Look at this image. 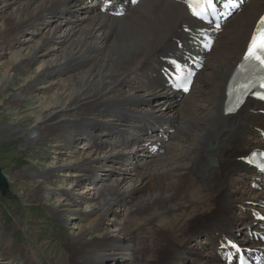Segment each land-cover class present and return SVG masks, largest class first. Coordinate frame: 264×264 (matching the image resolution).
<instances>
[{"label":"bare ground","instance_id":"6f19581e","mask_svg":"<svg viewBox=\"0 0 264 264\" xmlns=\"http://www.w3.org/2000/svg\"><path fill=\"white\" fill-rule=\"evenodd\" d=\"M2 12L7 27L0 32V50L4 46L9 57L7 66L0 69V81L1 87H13L7 108L29 106L26 126L9 124L24 145L39 149L52 137L62 139L68 148L74 138L89 133L95 150L102 151L103 142L111 143L102 142L103 136H119L113 140L111 156L105 158L110 168L127 158L116 151L130 140L126 128L137 134L144 133L146 124L158 131L173 130L167 144L161 146V154L151 156L147 149L142 151L145 157L138 155L147 162L135 166L138 160L131 161L135 179L124 177L126 171L121 173L122 181H127L124 191L117 192L119 179L87 189L93 192L90 208L84 213L74 210L85 225L65 243L70 264H105L107 259L125 254L133 264H210L218 262L216 252L223 238H237L241 233L244 244L250 240L249 227L262 233L260 222L250 215L264 214L259 208L264 204V191L250 196L255 192L250 186L253 177L244 172L241 161L253 149L264 150V107L247 100L237 114L225 117L223 100L229 74L264 17V0H247L238 14L229 17L211 52L204 55V67L190 93L179 99L176 95L162 97L167 100L159 111L155 102L165 94L160 76L163 58L184 53L203 29L178 0H141L119 18L100 13L85 0H1ZM41 25L45 31L40 33ZM28 29L35 34L29 35ZM24 34L27 38L19 40L18 35ZM42 89V95L36 93ZM20 117L15 115V119ZM70 127L72 132H67ZM101 128L106 132L99 131ZM210 141L216 145L213 151L206 148ZM150 158H156L155 162L148 161ZM95 161H78L83 176L98 172H92L97 168ZM52 169L46 166L41 172H29L35 185L33 196L39 202L45 195L41 186L53 183ZM59 199L50 210L63 221L65 210L59 206L71 203L78 207L86 198H71L62 191ZM119 200L123 205L129 202V207L117 223L118 237H110L102 232L104 220L115 213ZM235 206L248 209L250 215L235 217ZM147 209L154 210L152 217L164 210L172 214L183 211L186 216L175 226L172 219L160 221L159 232L150 231L133 242L140 228L137 218ZM194 237L203 239L196 248L187 247ZM1 250L5 248L1 246ZM160 253L165 255L163 259L158 258ZM26 255L20 247L2 264L20 260L29 264Z\"/></svg>","mask_w":264,"mask_h":264},{"label":"rangeland","instance_id":"374dc122","mask_svg":"<svg viewBox=\"0 0 264 264\" xmlns=\"http://www.w3.org/2000/svg\"><path fill=\"white\" fill-rule=\"evenodd\" d=\"M4 16L5 13H0V32L2 33L5 32L4 30L7 27L4 25ZM42 26L43 25L39 28L41 29L40 33L45 31L42 29ZM32 32V29H28L29 35L35 34ZM27 34L18 35V39L23 41L27 38ZM40 36L41 35L38 36V39ZM2 49L3 50H0V69L7 66L9 57V51L4 46ZM46 82L50 83L52 80ZM2 84V81H0V169H2V173L9 186L4 195H0V238L1 246L5 248V250H1L0 252V264L6 262V259L11 258L13 251H16V249L20 247L22 248V252L24 251V253L27 254L26 256H28L27 259L29 260V264H70L68 262L69 252L65 248V243L69 237L76 233L79 226L85 225L82 219L77 218L78 214H74V210L77 208L79 209L77 210L78 213L80 211L84 213L86 208H90L91 202H89V200H91V193L93 192L92 190L87 191V189H91L92 187L99 188L103 184L111 185L119 179L116 185L117 192L124 191L127 187V181H122L121 173L126 171L123 173V175H125L124 177L127 176L130 180L133 178L135 179V167L132 168L133 165H130V163L132 160H138V164L135 165L137 166L140 165V162L145 161L146 158H144V154L146 150L144 153L142 150H136V148L132 146L127 147L128 145H126L121 147L120 150L117 149L116 151L124 152L127 160L121 162L120 165H112V167L109 168L106 166L105 158L112 154L110 149H112L113 140H116L117 137L113 139L108 136H103L102 142L111 141V143L107 146V144L103 142L102 145L104 149L102 151L95 150L92 143L94 138L91 135L88 137L89 133L87 137L79 136L78 138H74L72 144L68 148L65 147L66 144L62 139L57 140L52 137L47 138V141H45L43 145L44 147L42 146V148L39 149L24 145V139L19 136L17 131H12L9 124L20 128L26 126L29 106L21 105L15 109L7 108L5 103L7 99L10 98L9 96L12 93L13 87H9L8 84H4V87H1ZM43 92L44 89L36 93H41L42 95ZM162 102L163 101L160 99L155 102L158 111L163 107L161 104ZM160 113L162 112L160 111ZM15 115H20L21 117L15 119ZM16 122L19 123L16 124ZM74 130L75 129H73V131ZM66 131L72 132V127L66 129ZM99 131H102V133L106 132L103 128ZM126 132L137 134L132 128H126ZM142 140H145V138H142ZM59 154H62V156H59ZM134 155L137 158L134 159V157H132ZM138 155L144 157L141 158L138 157ZM81 158H93L97 160L95 161L97 163L95 164L97 168L94 170L92 169V172L98 170V172L94 174V177H92V175L87 178V174L83 176V169L79 166L80 162H78ZM156 158H150L148 161L155 162ZM46 166L54 168L52 169V176L54 175V179L53 183L41 186V189L44 191L42 192L45 195L42 194L43 200L39 202L35 200L33 196L35 185L34 182H32L33 180H29V172H41ZM31 174L33 175V173ZM92 179L97 180L95 186L94 184L91 185ZM242 189L246 192V189ZM62 191L69 194L71 198L86 199L83 200L78 207H72L71 203L68 206H62V203L58 209L65 210L62 212L63 218L65 219L60 221L52 213L50 207L54 206L57 201H60L59 197ZM112 198L115 197L112 196ZM122 203L123 200H119L114 210L115 213H112L104 220L106 225L103 227L102 232H106L110 237H118L120 233V226H117V223L125 217V211L129 207V202H125L124 205ZM233 208L232 211L236 214L233 215L239 217V209H236V206ZM153 212V209H147L138 216L137 222H139L140 228L135 232L133 242L147 237L150 231L159 232L161 228L159 227L160 221L166 222L172 219L174 220L172 224L175 226L176 223L180 225L184 220L183 217L185 218L186 216V214L184 215V213H182L183 211L175 210L172 214L171 211L164 210L162 211L163 213H158L152 217L151 214ZM194 239L195 237L193 240ZM193 240L187 247H197L194 246L196 245V241ZM200 240L202 241V239ZM122 243L125 244V240H122ZM129 245L131 246L133 244L129 243ZM164 257L165 255L163 253L158 255L159 259H163ZM130 258L131 256L129 257L126 254L119 255L116 258L112 257L111 259H107L105 264H133ZM20 261L14 263L23 264L25 260Z\"/></svg>","mask_w":264,"mask_h":264},{"label":"snow or ice","instance_id":"6c2138e0","mask_svg":"<svg viewBox=\"0 0 264 264\" xmlns=\"http://www.w3.org/2000/svg\"><path fill=\"white\" fill-rule=\"evenodd\" d=\"M132 3H136V0H132ZM189 7L192 8L193 14L198 18H203L209 10H214L213 0H198L197 7L199 10L193 8L192 5H189ZM244 61L248 69L254 75L260 77L261 87H264V17L259 19L256 29L250 38ZM184 90H188L187 86L184 87ZM259 98L264 99V96Z\"/></svg>","mask_w":264,"mask_h":264},{"label":"water","instance_id":"95a60500","mask_svg":"<svg viewBox=\"0 0 264 264\" xmlns=\"http://www.w3.org/2000/svg\"><path fill=\"white\" fill-rule=\"evenodd\" d=\"M207 148H208V150H214L215 149V147L212 146L211 142L208 143ZM211 162H213V161H211ZM213 164H215V163L213 162ZM8 186H9V184L7 183L6 178H5L4 174L2 173V169H0V195L1 196H3L4 193L7 191Z\"/></svg>","mask_w":264,"mask_h":264}]
</instances>
